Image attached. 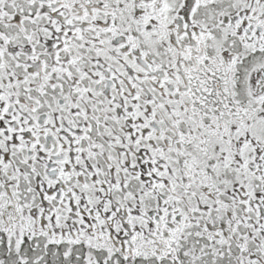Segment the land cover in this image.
<instances>
[{"label": "snow or ice", "instance_id": "obj_1", "mask_svg": "<svg viewBox=\"0 0 264 264\" xmlns=\"http://www.w3.org/2000/svg\"><path fill=\"white\" fill-rule=\"evenodd\" d=\"M0 264H264V0H0Z\"/></svg>", "mask_w": 264, "mask_h": 264}]
</instances>
